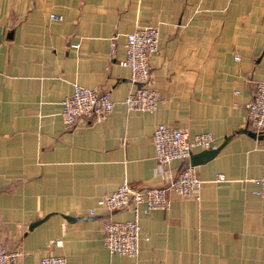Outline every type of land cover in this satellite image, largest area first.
<instances>
[{
	"label": "crops",
	"instance_id": "0c3cea01",
	"mask_svg": "<svg viewBox=\"0 0 264 264\" xmlns=\"http://www.w3.org/2000/svg\"><path fill=\"white\" fill-rule=\"evenodd\" d=\"M138 25L160 29L151 66L163 102L151 113L124 103L133 86L120 61ZM262 80L264 0H0L3 245L22 251L21 264L48 254L69 264H264V199L254 194L264 133L244 131H255L246 103ZM75 84L109 90L112 114L67 127L62 101ZM161 123L189 138L210 132L219 147L196 165L201 200L171 193L169 209L141 215L139 256L111 253L104 224L132 215L109 213L97 199L125 179L166 186L186 164L156 161ZM218 173L224 180L215 182Z\"/></svg>",
	"mask_w": 264,
	"mask_h": 264
},
{
	"label": "built area",
	"instance_id": "2783aa9c",
	"mask_svg": "<svg viewBox=\"0 0 264 264\" xmlns=\"http://www.w3.org/2000/svg\"><path fill=\"white\" fill-rule=\"evenodd\" d=\"M52 19L62 17L52 14ZM161 45L160 29L157 25H138L126 35L124 44L126 55L120 64L131 70V83L127 97L124 100L129 112H154L163 102L161 93L154 86L151 59ZM111 42L112 50L115 48ZM79 48V45H73ZM236 60L239 58L236 56ZM115 101L111 92L99 87L88 88L74 85V91L62 101L61 118L67 127L75 126L78 121L90 123L104 121L114 110ZM246 122L256 132L264 133V80L256 83L250 99L246 103ZM155 159L161 165H169L173 161L186 162L184 168L168 185L152 188L133 186L126 179L110 195L97 199V206L111 213L125 210L131 213V218L125 221L110 220L103 227V243L111 253L129 257H138L141 247L142 214L154 210H167L171 207L170 194L180 197H192L201 200V189L205 183L197 173L196 166L190 163L195 149H214L215 143L210 132H201L189 138L188 132L179 127L164 123L157 125L153 133ZM224 176L218 173L214 181L220 182ZM258 187L254 194L264 199V161L261 175L255 179ZM90 215L96 213L91 208ZM21 250L5 248L0 239V264H21ZM40 264H69L68 259L61 255L48 254L42 257Z\"/></svg>",
	"mask_w": 264,
	"mask_h": 264
},
{
	"label": "water",
	"instance_id": "95a60500",
	"mask_svg": "<svg viewBox=\"0 0 264 264\" xmlns=\"http://www.w3.org/2000/svg\"><path fill=\"white\" fill-rule=\"evenodd\" d=\"M244 131L253 137L260 138L263 136L262 132L250 131V130H246V129H244ZM218 150H219V147H216L214 149H207L200 154H192L191 158H190V163L194 166H196L200 163H203V162L207 161L210 157H212L214 154H216L218 152ZM35 224H37V223H35Z\"/></svg>",
	"mask_w": 264,
	"mask_h": 264
}]
</instances>
